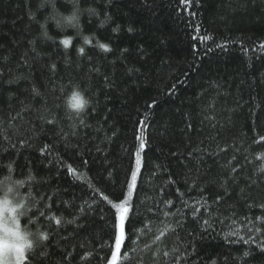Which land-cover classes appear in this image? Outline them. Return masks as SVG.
Listing matches in <instances>:
<instances>
[{
  "label": "trees",
  "instance_id": "16d2710c",
  "mask_svg": "<svg viewBox=\"0 0 264 264\" xmlns=\"http://www.w3.org/2000/svg\"><path fill=\"white\" fill-rule=\"evenodd\" d=\"M79 3L81 9H97L99 18L83 12L78 29L58 30L49 22L50 38H44L40 35L41 22L52 11L49 3L0 0V183L14 181L18 186L17 199L29 207L21 218V225L34 234L35 241L27 264H61V253L65 251L76 257L71 264H88L79 261V245L99 248L100 242H108L110 223L105 225L97 214L89 220H77L78 224L88 225L83 230L64 222L73 219L84 200H90L89 185L103 191L95 177L109 163L114 165L117 185L123 182L128 166L125 149L130 148L133 140L137 109L142 110L148 98L163 96L173 84L174 96L155 110L154 123L148 127L151 143L145 160L155 175L143 172L145 182L140 199L145 202V217L150 216L146 208L161 199L173 201L171 209L164 208L162 203L160 208L176 215L158 214V218L145 220L154 231L166 235L161 241H155L151 234L142 236L139 254L143 259L137 264H244L241 257L248 246L230 243L235 237L226 240L225 235L238 231V235L247 238L249 227L259 228L264 234V208L260 206L264 204V172L260 171L264 158H258L264 154V141H260L264 136V50L258 47L264 43V0H192L187 8L180 0ZM55 6L69 12L73 3L55 0ZM106 16L111 19L105 27H99L100 19ZM117 24L121 31L113 33ZM197 25L201 34L207 31L216 42L226 43L227 49H215L205 55L204 47L198 44L202 59L194 61L190 37ZM128 26L134 28L132 34L127 33ZM84 35L91 37V45L83 42ZM64 38H71L70 46L60 43ZM161 40L165 41L163 45ZM98 42L109 44L113 51L104 52ZM208 44L212 45V41ZM138 45L144 49L142 58ZM80 47L85 49L83 55L78 52ZM123 48H128L129 53L121 58ZM196 63L200 66L196 67ZM52 64L56 65L54 70ZM128 67L149 72L151 83L137 87L133 79L139 83L143 76L129 77L125 74ZM77 86L88 99L79 115L65 104L66 97ZM33 87L39 96L32 92ZM198 93H204L202 102L191 104ZM42 117L56 118L58 126L65 129L79 119L92 127L79 129L80 151H65L54 135L57 128L45 125ZM188 119L193 124L191 132L185 130ZM217 134L221 136L218 143L226 152L220 153L210 141ZM106 135L111 137L110 141L105 140ZM44 143L53 148L51 156H40ZM97 143L107 153V161L103 153L95 151ZM196 148L203 154L198 166L182 155ZM213 152L217 154H208ZM171 153L181 155L177 158ZM83 160H88L87 167ZM156 165L161 168L156 169ZM69 166L82 179L69 174ZM232 166L238 169V187L224 184L232 175L228 171ZM249 178L256 183L246 184ZM170 179L175 183H169ZM161 187L163 197L159 194ZM201 187L211 206L208 211L200 208L203 218H209L212 208L219 209L212 212V227L208 230L200 226V221L194 223L190 209L183 205V201L192 205L200 199ZM224 187L231 198L217 206L213 197L222 194ZM240 189L247 195L241 197ZM47 205H51V211ZM177 209L183 214L177 213ZM40 212L45 215L41 217ZM51 215L61 217V227L49 223L47 217ZM105 215L109 213L105 211ZM177 219L183 221L182 226ZM37 229L49 232L46 249L40 247L35 237ZM62 237H69L68 243L61 242ZM145 243L153 247L144 250ZM165 251L169 254L166 258L162 256ZM150 252L156 254L155 258ZM124 260L122 255L120 264Z\"/></svg>",
  "mask_w": 264,
  "mask_h": 264
},
{
  "label": "snow or ice",
  "instance_id": "6c2138e0",
  "mask_svg": "<svg viewBox=\"0 0 264 264\" xmlns=\"http://www.w3.org/2000/svg\"><path fill=\"white\" fill-rule=\"evenodd\" d=\"M113 0H108L109 4H112ZM192 0H180V3L184 5L185 8L189 7ZM73 7L76 4V0H72ZM43 7V4L41 5ZM94 10L89 9V13L91 14ZM195 15V13H192ZM108 20L111 18L106 16ZM121 31L120 25L117 24L115 28L112 29L113 33H119ZM127 33L132 34L134 32V28L132 26H128L126 29ZM195 34L191 35V51L193 53L194 61H199L202 59L200 56L201 49L197 47V45H201L204 47V54L213 52L215 49L226 50L227 44L223 42H216L214 38L207 33L201 34V27L197 25L194 29ZM212 41V45H209L208 42ZM92 39L87 41V45L92 44ZM34 43V42H32ZM62 45L65 47L70 46L71 38H64L60 41ZM160 43L163 45L165 43L164 40H161ZM99 49L104 52H112V48L107 43H99ZM261 50H264V43L258 45ZM138 51L141 54L144 51L142 45H138ZM79 54L83 55L85 53V49L80 47L78 49ZM125 53H129L128 48H123L120 50L121 58H123ZM114 63V62H113ZM146 63V61H145ZM196 67H199V63L195 64ZM56 68L55 64L51 65V69L54 70ZM126 75L132 77L133 75L143 76V80L139 83L135 79H133V84L137 87L140 84L147 86L151 83V77L149 72H141L139 68H126ZM261 83L264 84V72L261 73ZM105 81L108 80V77H104ZM8 83H13V81H8ZM184 83V81H181ZM254 86V81L253 85ZM176 85H170L168 90L163 94V96H153L145 100L142 105V110L137 109V118L133 121V140L131 142L130 148L125 149V153L127 156V168L124 170V179L123 182L118 184L115 182L114 178V165L108 164V167L105 168L104 172H97L95 177V183L102 185L103 191L100 188H95L89 185L92 188L89 193L90 200H84L81 205L78 206L77 211L73 214L72 220H67L65 224H76V229L83 230L88 227L87 224H78V219L89 220L93 217V214H97L99 220L102 221L105 225L110 223V228L108 229V242H100L99 248L93 245L91 248H85L84 244L81 243L79 246L81 248V253L79 255V261L81 262H95V264H120V258L123 255L125 260L123 264H137L138 261H142L143 257L139 254L141 249H139V243L142 236H146L147 234H151V237L154 238L155 241H161L163 237H165L166 233L163 231H154L153 228L149 225V223H145V220L158 218V214H163L165 217L169 215H176V213H170L163 211L160 208V204L164 205V208L171 209L173 207V201L170 199H161L158 203L154 202L152 207L146 208V211L150 214V216L145 217L143 214V210L145 209L144 200L140 199V192L143 190L144 186V177L143 172L149 171V174L154 176L155 172L150 171L147 167V163L145 157L147 152L150 150V139L148 133V127L150 123H154L153 117L155 116V110L159 107H162L164 103L170 102L172 97L175 94ZM32 92L35 95L39 96L40 93L37 91L35 87H33ZM204 93H198L196 98L190 101L191 104H200L203 100ZM12 97H8V101L11 102ZM18 102L23 106V102ZM109 111H111L109 109ZM79 115V112H77ZM43 118V117H42ZM71 119V117L69 118ZM107 120V117H105ZM43 123L48 126H52L57 128V131L54 132V135L57 139L63 144L65 151L75 150L80 151L82 145L80 144V140L82 139L79 135V129L83 128H91V125L86 124L83 119H79L77 123L70 124L67 129L64 127L58 126V121L56 118H43ZM186 131L191 132L193 128L192 121L190 119L186 120ZM213 128H216V125H212ZM117 134L116 130H112V136ZM163 136L164 133H161ZM86 139V137H84ZM221 139L219 134L211 136L210 141L215 144V147L219 149L220 153L226 152L227 149L218 143ZM106 141H110L111 137L105 136ZM75 141V142H74ZM260 141H264V136L260 137ZM259 143V141H257ZM95 151L98 153H103L105 161H107V153H104L103 149L100 147L99 143L95 145ZM53 152V148L50 147L49 144L44 143L43 146L39 149V153L41 157H44L47 153L51 156ZM209 155L217 154L215 152L208 153ZM171 155L179 158L177 153H171ZM185 160H189L194 162L196 166H198L203 160V154L199 148L193 149L186 154H182ZM264 158V154H261V157ZM233 160L236 159L235 155L232 157ZM83 166L87 167L88 160L82 161ZM156 169H160V165L155 166ZM187 167V165H185ZM232 175L228 180L224 181L225 185L232 184L238 187L236 184V174L238 169L236 166H232L228 170ZM261 172H264V167L260 169ZM67 172L74 176L77 180L82 179V177L77 173L75 168L68 167ZM170 175V174H169ZM169 183H175L174 180H169ZM211 183V182H210ZM255 180L249 178L246 181V184H254ZM139 185V189H138ZM193 186H196L193 184ZM107 193V194H105ZM201 197L196 200L194 204L190 205L187 201H183V205L185 208H189L191 211L193 222L200 221V226L204 230L211 229V216L212 212L218 211V208H212L210 212H208V219H204L203 215L200 212V208L204 207L206 211L211 207L208 205L207 200L204 198V188H200ZM159 194L163 197L164 188L161 187L159 189ZM241 197L247 195L244 189H240ZM183 196V194H181ZM225 198H231V193L228 192L227 187L223 188L222 194H216L213 197V203L217 206L221 205L222 201ZM203 200V204L201 201ZM5 202L0 201V205H3ZM64 203H67L65 201ZM19 213L21 216H24L28 211L29 207L23 203V200H19ZM264 208V204L260 205ZM49 210L51 211V205H47ZM251 208V205H248ZM105 211L109 213V215H105ZM177 213L183 214L181 209H177ZM39 215L43 217L44 212H40ZM49 223L54 222V225L58 228L62 226V219L60 216L51 215L47 217ZM6 224H10V227H6ZM178 225H183V221L177 219ZM21 220L17 219L16 210H12V215L9 217L8 221H5L0 215V264H27L28 261V253L33 251V245L30 248L26 247L23 243H16L17 241L23 240V235L20 232ZM55 231V229H53ZM248 236L245 238L243 235H238V231H231L225 235V239L228 240L230 237H235L234 240H230V243H242L243 245H247L249 250L243 252L241 260L244 261V264H264V234L261 233L259 228L249 227L247 229ZM36 239L40 242V247L46 249L47 244L45 242L49 241V232L41 231L37 229L35 233ZM95 238V237H94ZM69 237H62L63 243H68ZM71 239H75V237H71ZM127 241V243H126ZM86 243V242H85ZM8 246L5 247L4 245ZM254 246V249H253ZM153 246L145 243L144 250H150ZM123 248V252H122ZM100 253H104L101 255ZM33 254V258H34ZM155 258V253L150 252ZM168 252L165 251L162 253L163 257H168ZM50 259V257H48ZM76 259L73 257L71 251H65L61 253V264H71V261Z\"/></svg>",
  "mask_w": 264,
  "mask_h": 264
},
{
  "label": "clouds",
  "instance_id": "9594fccd",
  "mask_svg": "<svg viewBox=\"0 0 264 264\" xmlns=\"http://www.w3.org/2000/svg\"><path fill=\"white\" fill-rule=\"evenodd\" d=\"M52 6L51 13L45 17L44 21L41 22V33L40 35L44 38H50V33L47 31V23L51 22L57 28L60 29H78L80 27L81 17L83 12H89V9L94 10L91 14L99 18V11L94 7L81 9L79 0H76L75 6L69 12H62L57 10L55 6V0H45ZM109 20L104 17L100 19L99 27H105ZM91 39L89 35L83 36V42L86 44ZM66 107L70 111H82L88 105V99L84 96L79 87H74L69 93L65 100ZM18 186L12 180H4L0 183V201H4L3 205H0V215H2L5 221L9 220L12 215V210H16L17 219L21 220L22 216L19 213V200L17 199L16 192ZM6 227H10V224H6ZM20 232L23 235L22 241L16 243H23L26 247L34 245V234L27 229V227L20 226ZM5 247L8 245L5 244Z\"/></svg>",
  "mask_w": 264,
  "mask_h": 264
}]
</instances>
